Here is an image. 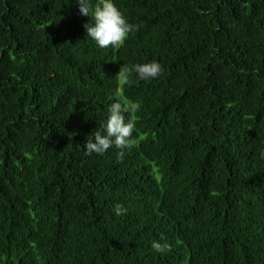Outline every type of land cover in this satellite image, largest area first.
<instances>
[{
	"label": "trees",
	"instance_id": "16d2710c",
	"mask_svg": "<svg viewBox=\"0 0 264 264\" xmlns=\"http://www.w3.org/2000/svg\"><path fill=\"white\" fill-rule=\"evenodd\" d=\"M115 3L101 49L76 0H0V264H264V0ZM119 96L134 145L88 155Z\"/></svg>",
	"mask_w": 264,
	"mask_h": 264
},
{
	"label": "clouds",
	"instance_id": "9594fccd",
	"mask_svg": "<svg viewBox=\"0 0 264 264\" xmlns=\"http://www.w3.org/2000/svg\"><path fill=\"white\" fill-rule=\"evenodd\" d=\"M79 14L90 18L84 25L87 38L95 43L98 48H120L124 45L135 25L129 22L124 13L118 8L115 0H76ZM163 71L162 65L151 60L136 63L131 67L123 64L116 78L120 84L130 83V74L134 73L140 81L156 79ZM140 105L131 102L124 96H119L107 108V118L99 131H95L88 139L85 150L88 155H104L110 148L117 147L121 150L131 148L135 141L132 139L136 127L134 120L126 118V113L139 111ZM264 158V152L260 153ZM123 158V151L120 152ZM117 216L125 215L127 209L117 203L113 209ZM152 248L156 253L164 254L171 250V245L166 241H154Z\"/></svg>",
	"mask_w": 264,
	"mask_h": 264
}]
</instances>
